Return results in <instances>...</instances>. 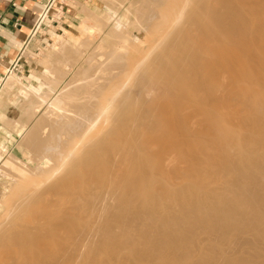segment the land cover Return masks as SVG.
<instances>
[{
    "label": "bare ground",
    "instance_id": "6f19581e",
    "mask_svg": "<svg viewBox=\"0 0 264 264\" xmlns=\"http://www.w3.org/2000/svg\"><path fill=\"white\" fill-rule=\"evenodd\" d=\"M179 1L149 62L99 74L94 82L108 80L100 94L84 88L82 100L85 85L71 77L36 76L49 121L16 136L49 160L68 133L83 137L60 155L51 182L5 208L1 264H264V0ZM151 8L138 14L155 29ZM59 104L86 118L61 133ZM0 154L5 177L33 174L4 145Z\"/></svg>",
    "mask_w": 264,
    "mask_h": 264
},
{
    "label": "rangeland",
    "instance_id": "374dc122",
    "mask_svg": "<svg viewBox=\"0 0 264 264\" xmlns=\"http://www.w3.org/2000/svg\"><path fill=\"white\" fill-rule=\"evenodd\" d=\"M56 1H61L63 3L64 9L62 13L66 14L68 10H73L71 12H73L74 19L70 23V29L63 30V36L60 35L56 37L44 36L43 34H40L41 30L38 31L36 36L33 38V46L28 48L25 52H21V55L19 56L20 61L17 63L14 69L10 70L8 75L2 80L0 84V101L2 100V103H7L16 108L18 112H22L21 120H18V122H14L13 125H11L12 130H15V135H18V132H21L22 129L35 126L38 123L45 125L49 121L47 118V113L49 114V112H46L45 109H42V105H40L41 102H39L37 99L39 92L36 93V91L32 90L34 89L33 84L36 83L35 81H38L39 84L38 78L41 77V75L49 74L61 79H67V81L71 77L70 81L75 82L74 86L80 85L81 87V84L86 86L83 87L84 92L78 93L79 96H83L84 94L87 95L86 92L88 91L84 88L90 90L89 93L92 94V97L100 94L108 84V80H98L97 82H94V80L96 81L99 74L106 72L109 69H114V72L124 71L128 74L132 72V70H134L140 63L145 62L147 64L149 62L148 60L152 56V53L154 52L153 50L156 48L158 42L164 37L166 32L174 24L177 16L175 13H173V11L175 9L178 15L177 9L179 8L180 3L179 0H171V2L170 0H165L162 8H155L153 7L154 1L152 0ZM141 5L143 6V10L146 9L145 11H142ZM172 5L175 8H172ZM144 6L146 8H144ZM151 6L153 8H151ZM149 8H151V10L154 9V12H150V15L152 16L151 19L154 23L153 27H156L157 25V28L155 29H151L152 22L149 23L150 25L147 24V22H142L141 16L138 14V9H141V12L146 14L149 11ZM136 9L137 11H135ZM49 14H51V12ZM107 14H111V17L106 18L105 16ZM55 15H53V17ZM172 17L175 19L172 21V23H168ZM151 19H149V21H151ZM81 28H85L83 31L86 30L87 34L82 35L79 31ZM64 40L69 44L71 43V45H68L65 49L63 47L66 44ZM182 41L183 39L174 43L173 46L175 48L184 47L185 44ZM34 43L36 44L34 45ZM81 43L84 46H82ZM96 46L99 47L97 48ZM149 47L150 49H148ZM58 54L61 56L58 57ZM62 55L64 58H62ZM143 55H145V57ZM142 56L143 58L141 59L140 57ZM54 60H56V62L58 61L59 64L53 63ZM137 60L139 62H137ZM61 62L62 65L64 64L63 66L60 65ZM123 66H125V69ZM54 68L57 69L55 70ZM61 69H65L68 74H71V76L60 74L59 71ZM56 72H58L57 75L55 74ZM36 76H38V78ZM120 83H122V80L119 81L118 85H120ZM25 84H31L30 86L28 85V90L23 87ZM38 84L36 83V85ZM90 85L91 87L89 88L88 86ZM118 85L113 89L118 88ZM43 91L47 92V89L44 88ZM112 91L114 90H110L106 95H111ZM105 98L106 96H103L98 102V105L97 101L92 103L91 111L93 112L95 110V112H98L101 106L104 104ZM84 99L85 98L83 96L82 100ZM153 103L155 105L157 101H154ZM84 106L86 105L83 102L82 107L84 108ZM82 107H80L81 110L78 109V107L76 108L78 110L73 111L66 110L61 104H59V106L54 109L55 112H53L52 115L53 119L56 120L55 126L61 131V133H63L62 126H64L65 123H71L67 125V128H72L69 130L70 132L73 130V128L77 127V124L76 126L72 127L73 122H83V120L86 118V114L84 113L86 109H82ZM92 112L91 114L94 117L96 113ZM70 114H72L71 117L75 120L68 118ZM66 118L69 120H66ZM0 119L2 121L5 120L4 117H0ZM66 134L67 133H65V135ZM23 137L18 139L16 147L17 150L13 153H9L16 158L15 160L17 163L19 162V165L21 164L25 166V168L27 170L29 169V171L33 172V174H21L16 177L14 176L11 178L10 176L7 178L2 175V173H0V218L3 217L2 214L7 210L8 205L10 206L14 202L13 200L15 199L16 201L17 197L20 196L18 192H23V189H38L51 182V180L47 182L44 181L47 177H49L54 168L57 167V161L60 159V155L62 159L66 153L65 151H69L74 146L73 144L78 143V140H81L83 136L68 133L66 135L67 140L65 142H61V145L59 144L60 146H58V148L60 147V151H62L64 148L62 151L63 153L59 152L57 159L55 158L54 160L53 158L49 160L38 155L36 156V154L30 150L29 145L25 144L26 136L24 135ZM66 142L67 144H65ZM52 148L56 149V145L54 146L53 144ZM1 155L2 154H0V157ZM36 169H38L37 172H35ZM7 181L11 186L9 189L5 187V185L2 186V183H6ZM43 190L45 191V189L42 188V190L39 192L44 193ZM60 192L61 191L54 190L53 194L49 192V195L51 196L46 197H48V199H54L55 196L60 194ZM45 195H48V193ZM63 201L66 205L69 204L68 200ZM3 204L7 206L5 207ZM32 206H34L33 202L30 203V207ZM44 227L45 229H48V227H53L49 218L47 219V223L44 225ZM20 249L22 250V248Z\"/></svg>",
    "mask_w": 264,
    "mask_h": 264
},
{
    "label": "crops",
    "instance_id": "0c3cea01",
    "mask_svg": "<svg viewBox=\"0 0 264 264\" xmlns=\"http://www.w3.org/2000/svg\"><path fill=\"white\" fill-rule=\"evenodd\" d=\"M47 1L0 0V84L15 66L22 50L24 49L25 52L33 46V38L38 31L41 30L40 34L44 36L56 37L63 36V30L70 29V23L74 19L73 12H71L73 10H68L64 14L62 13L63 8L57 16L55 15L57 5L51 9L49 17L36 29L37 21ZM49 18H52L53 22H50ZM21 116L22 112L0 101V117L5 118L4 121L0 119V145H4L7 152L13 153L17 150L19 138L15 135L11 125L21 120Z\"/></svg>",
    "mask_w": 264,
    "mask_h": 264
},
{
    "label": "built area",
    "instance_id": "2783aa9c",
    "mask_svg": "<svg viewBox=\"0 0 264 264\" xmlns=\"http://www.w3.org/2000/svg\"><path fill=\"white\" fill-rule=\"evenodd\" d=\"M55 5H57V11H55L56 15H58L64 7V5L61 1L56 2V0H48L43 7V12H42L39 20L37 21L36 29H38L41 26L42 22L49 17V12L51 11V9L54 8ZM49 21L53 22L52 18H49ZM25 47H26V45H25ZM23 51H24V49L22 50V52ZM19 60H20V58L17 59L15 66H13L12 69H14L16 67V64L18 63Z\"/></svg>",
    "mask_w": 264,
    "mask_h": 264
}]
</instances>
